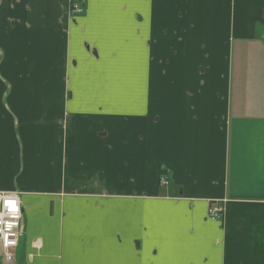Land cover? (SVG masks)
I'll return each instance as SVG.
<instances>
[{
  "label": "crops",
  "instance_id": "crops-1",
  "mask_svg": "<svg viewBox=\"0 0 264 264\" xmlns=\"http://www.w3.org/2000/svg\"><path fill=\"white\" fill-rule=\"evenodd\" d=\"M0 191V264H264V0H0Z\"/></svg>",
  "mask_w": 264,
  "mask_h": 264
},
{
  "label": "built area",
  "instance_id": "built-area-1",
  "mask_svg": "<svg viewBox=\"0 0 264 264\" xmlns=\"http://www.w3.org/2000/svg\"><path fill=\"white\" fill-rule=\"evenodd\" d=\"M76 10L83 11L79 6L75 7ZM163 182L165 181L163 180ZM6 201H14V204H6ZM224 212L225 208L222 202L210 201L207 213L211 219H220ZM23 223L24 212L18 194L0 191V245L7 262H12L14 258L20 237L24 232Z\"/></svg>",
  "mask_w": 264,
  "mask_h": 264
},
{
  "label": "snow or ice",
  "instance_id": "snow-or-ice-1",
  "mask_svg": "<svg viewBox=\"0 0 264 264\" xmlns=\"http://www.w3.org/2000/svg\"><path fill=\"white\" fill-rule=\"evenodd\" d=\"M6 204H14V201H6Z\"/></svg>",
  "mask_w": 264,
  "mask_h": 264
},
{
  "label": "rangeland",
  "instance_id": "rangeland-1",
  "mask_svg": "<svg viewBox=\"0 0 264 264\" xmlns=\"http://www.w3.org/2000/svg\"><path fill=\"white\" fill-rule=\"evenodd\" d=\"M76 12L80 13V12H79V11H77V10H76ZM3 192H6V191H3ZM23 225H24V223H23ZM22 235H23V234H22ZM21 237H22V236H21ZM21 237H20V238H21ZM0 260H1V259H0Z\"/></svg>",
  "mask_w": 264,
  "mask_h": 264
}]
</instances>
